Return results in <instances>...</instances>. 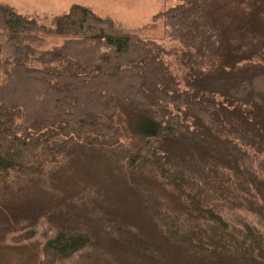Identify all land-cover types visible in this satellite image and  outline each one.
<instances>
[{"label":"trees","instance_id":"16d2710c","mask_svg":"<svg viewBox=\"0 0 264 264\" xmlns=\"http://www.w3.org/2000/svg\"><path fill=\"white\" fill-rule=\"evenodd\" d=\"M158 20L181 51L0 4V232L45 218L39 264H264V0Z\"/></svg>","mask_w":264,"mask_h":264},{"label":"rangeland","instance_id":"374dc122","mask_svg":"<svg viewBox=\"0 0 264 264\" xmlns=\"http://www.w3.org/2000/svg\"><path fill=\"white\" fill-rule=\"evenodd\" d=\"M181 0H0V4L10 6L17 13L37 17L40 21H48L51 17L66 12L73 4L88 7L102 18H110L116 27L144 39H152L166 49L181 48L164 32L162 20L151 27L154 15L175 6ZM2 35L0 33V39ZM62 41L61 37H45L39 49L50 48ZM181 51V50H180ZM180 54L173 51L166 56L173 72L179 68ZM24 222L0 232V264H39L43 258L42 247L46 240L54 234L45 218L36 223ZM27 237L15 240L21 234ZM57 264H100L96 258L84 257L82 251L60 260Z\"/></svg>","mask_w":264,"mask_h":264}]
</instances>
